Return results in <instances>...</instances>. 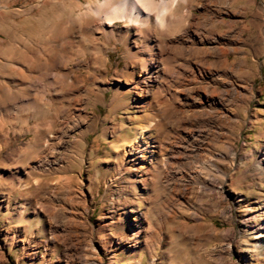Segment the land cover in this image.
<instances>
[{"label":"rangeland","instance_id":"374dc122","mask_svg":"<svg viewBox=\"0 0 264 264\" xmlns=\"http://www.w3.org/2000/svg\"><path fill=\"white\" fill-rule=\"evenodd\" d=\"M121 1L0 0V264H264V0H179L148 93Z\"/></svg>","mask_w":264,"mask_h":264},{"label":"bare ground","instance_id":"6f19581e","mask_svg":"<svg viewBox=\"0 0 264 264\" xmlns=\"http://www.w3.org/2000/svg\"><path fill=\"white\" fill-rule=\"evenodd\" d=\"M180 2L181 1H179V0H171V1H165V0H122L120 3V6L119 7L117 6V8H115L113 10H110V12H106V11L111 6V4H108L107 6H104V7L95 8L94 11H95L97 16L102 14V13H105L104 20L99 21L95 25H93L91 23V15L88 12V11H90V8H91V6H90V7H87V11L84 15L85 26H84L83 30H84V33L85 32L88 33L87 35L93 36L94 34H96V32L98 30H101V29L104 30L106 27L114 26L116 20H122V21H124V20L128 21L129 20V22L133 23L134 25H138L141 21H144L145 24L143 23V25H145L144 28L147 29L146 33L149 36V37H146L144 39V44H143L144 49L147 50V53H148V59L145 62L151 63L152 65H154V67L157 70L156 71L157 75L155 77L152 76V77H147L145 79L141 78V84L144 88H140V90L142 93H148L147 90L150 87H153L158 82V75L161 72V65H162V62L159 61V58H161L163 56L165 50L168 49L165 40L158 39L157 35L160 34V32L162 30L168 29L170 31V30L175 29L173 27L172 21L169 19V17L171 16L172 11L179 8ZM169 4L171 5V7H169ZM128 5L130 6V9H131V12L128 16L120 14L119 13L120 11L118 12V10H124ZM144 9H147L148 12L145 11ZM55 25L51 28H48L47 32L51 33V34H54L55 32L58 33L59 27L55 26ZM87 35H85V37ZM92 36H87V37L89 38ZM94 36H93V38H94ZM152 38L156 39L155 44L152 42V40H151ZM88 40H92V38L88 39ZM95 41H97V40H95ZM95 43L93 45H95ZM89 45H91V44H89ZM93 48L92 49L95 50V55H96L94 58V59H96L95 64L100 63L101 65H104L105 59L103 57V50L100 48H97V47H93ZM82 49H83L82 51H84V52L90 50V48L88 46H85V45ZM165 54H166V52H165ZM145 62H143V63H145ZM15 63H17V62H15ZM10 64H12V63L10 62ZM32 65H33V63H32ZM9 69H11V68H9ZM15 71H17V70H15ZM144 137L145 136H143V132H140L138 135V138L136 139V142L138 143L140 140H143Z\"/></svg>","mask_w":264,"mask_h":264},{"label":"clouds","instance_id":"9594fccd","mask_svg":"<svg viewBox=\"0 0 264 264\" xmlns=\"http://www.w3.org/2000/svg\"><path fill=\"white\" fill-rule=\"evenodd\" d=\"M169 7H171V5L169 4Z\"/></svg>","mask_w":264,"mask_h":264}]
</instances>
